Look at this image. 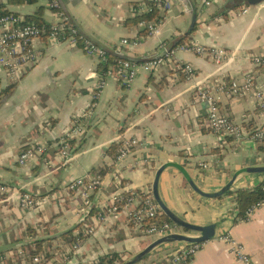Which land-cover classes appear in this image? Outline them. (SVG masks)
<instances>
[{"label":"crops","instance_id":"1","mask_svg":"<svg viewBox=\"0 0 264 264\" xmlns=\"http://www.w3.org/2000/svg\"><path fill=\"white\" fill-rule=\"evenodd\" d=\"M59 1L81 34L117 62L141 64L160 58L163 42L172 47L188 37L194 26L195 32L184 44L222 48L228 57L216 64L211 54L178 52L160 69L140 73L130 85L114 73L108 75L103 92L95 98L102 80L99 59L79 45L38 39L36 46L42 57L33 68L16 82L0 76L2 89L13 87L0 99V183L11 189L9 194H0V251L7 255V264H26V257L38 251L34 241H40L37 254L45 253L47 264H55L72 246L61 235L73 231L77 238L84 225L93 222V217L83 221L81 198L67 190L78 177H101V190L92 196L93 209L98 213L116 192L115 176L124 182L125 190L146 192L152 188L158 169L173 162L183 165L201 190L215 193L240 169L264 166L261 144H255L250 136L243 141L220 137L209 126L208 106L195 100L199 86L217 94L218 84L231 85L251 73L254 85L248 94L240 98L219 94L217 104L221 113L247 133L264 125V102L261 106L256 97L258 90L264 94V65L257 67L252 61L264 53V0H188L190 9L182 0H171L157 36L144 34L134 21L133 7L142 0ZM47 4V0L32 5L0 0L7 11L25 18L41 12L50 25L55 15ZM125 39L131 45H122ZM187 64L194 68V77L184 71ZM112 67L114 64L110 70ZM90 119L89 129L83 124L86 130L81 148L77 150L79 145L75 144L71 158H63L59 141L75 122ZM132 138L139 146L116 167L118 149ZM41 143L48 144L47 152L27 168L20 167V153ZM113 145L118 147L112 152ZM144 159L150 163L139 165ZM199 162L210 168L199 169ZM263 180L264 174L244 173L237 177L232 190L253 189ZM185 183L179 171L167 168L159 182L163 202L188 223L217 225L215 238L205 243L192 264H242L231 253V246L220 239L225 234L243 245L255 264H264V206L251 220L235 223L232 197L206 199ZM23 192H30L41 202L22 209ZM177 232L184 233L181 228ZM156 240L129 225L121 215L97 226L94 235L81 237L78 250L69 251L71 259L66 264H96L114 253L127 261ZM181 246H161L139 264H169L166 259Z\"/></svg>","mask_w":264,"mask_h":264},{"label":"built area","instance_id":"2","mask_svg":"<svg viewBox=\"0 0 264 264\" xmlns=\"http://www.w3.org/2000/svg\"><path fill=\"white\" fill-rule=\"evenodd\" d=\"M146 0L133 7V15L140 16L150 13L153 8H156L161 13H165L170 8L171 0H149L147 5ZM48 8L54 12L55 21L50 24V31L47 36L51 44L69 43L78 45L77 35L79 31L68 25L69 16L61 9L59 0H47ZM164 20V19H163ZM161 21H141L140 27L148 31L149 36H157L160 34V28L163 23ZM26 18L16 14H7L0 16V76L12 82L18 81L27 70L33 68L41 59L42 55L36 46V41L40 39L44 33L35 23H25ZM66 29L70 30V36L64 38ZM84 50L87 54L93 55L99 59V64L107 61V50L96 44L88 37L80 36ZM122 45H131L125 39ZM132 45H137L133 42ZM161 48L163 54L160 58H154L144 61L141 64H136L128 60L118 61L112 70H109L108 75L115 74L117 77L124 80L125 84H132L140 73H148L160 69L167 60L172 59L178 52L192 51L198 55L211 54L216 64H221L227 57V52L222 48L207 49L206 47L192 42L184 44L176 48H171L167 43H162ZM255 66L264 65V53L255 57L253 60ZM111 69V68H110ZM184 71L189 77H194L195 70L187 64ZM106 76V77H107ZM254 85V78L251 73L246 74L241 80H236L227 85L225 82L218 84L217 94L208 89L199 86L195 92V100L199 103L208 106V123L214 133L220 137L234 138L236 141H243L246 136H250L255 144L264 143V125L261 128L247 133L246 129L235 123L228 115L221 113L218 107L220 95H228L233 98H240L248 94ZM105 87V80L102 78L97 86L94 97H99ZM220 94V95H219ZM258 103L262 106L264 94L261 90L256 93ZM89 110V115H90ZM85 126L83 123L75 122L71 129L59 141L61 155L65 159L71 158L72 145L71 141L77 144L85 135ZM74 144V145H75ZM139 141L135 138L125 140L118 149L114 164L119 167L130 155L134 147L139 146ZM47 143L32 145L23 150L19 157L18 163L20 167L27 168L30 164L36 163L48 150ZM149 159H144L139 162V165H147ZM199 169H208L210 165L199 162L196 164ZM116 192L113 193L110 204L102 207L97 213V209H93L92 196L99 193L102 186V179L97 174H87L78 177L71 181L67 186V190L75 192L83 202L84 215L83 221L93 217V222L89 225H84L83 232L77 237V241L72 243L70 250L66 254H62L60 259H57L55 264H66L70 261L69 251L74 253L79 248L81 237H88L95 234L97 226L108 222L109 219H119L124 215L128 224L136 229L141 230L149 236H156L157 239L167 236L172 233H177L178 227L159 220L162 216V211L153 199L152 190L145 193L146 197H141L137 192H129L125 190L120 177L115 176ZM11 192L10 187L0 183V194L5 195ZM41 201L36 200L30 192L20 194V207L22 209H31ZM264 206V200L257 203L252 208L248 209L245 221L251 220L258 209ZM149 221L153 223L148 224ZM82 234V235H81ZM231 246V253L237 261L242 264H255L251 255L246 251L245 247L232 239L228 234L220 237ZM206 243V242H205ZM205 243L182 244L172 256L166 259L169 264H192L195 256L201 251ZM26 264H47V255L45 253L30 254L25 259ZM8 257L4 252L0 251V264H7Z\"/></svg>","mask_w":264,"mask_h":264},{"label":"trees","instance_id":"3","mask_svg":"<svg viewBox=\"0 0 264 264\" xmlns=\"http://www.w3.org/2000/svg\"><path fill=\"white\" fill-rule=\"evenodd\" d=\"M38 0H13V2L18 3V4H35ZM61 9L63 10V7L61 5ZM41 11V10H40ZM64 11V10H63ZM7 14H15L12 12H9L5 9L4 5H0V16L3 15H7ZM17 15V14H16ZM164 19V13H161L159 10H157L156 8H153V10L148 13V14H143L140 16H136L134 18V21L136 22V24H140L141 21H147V22H153V21H161ZM68 25L77 29V27L75 26V24L73 23V21L70 19L69 17V21H68ZM25 23H35L36 25L39 26L40 29H42L44 31L45 34H43L42 37H47L50 31V27L51 25L47 24L43 18L41 17V12L36 13V15L32 16V17H26V22ZM78 30V29H77ZM196 30V26H194L191 29L190 35L193 34ZM79 31V30H78ZM143 32L144 34H147L148 31L147 29L143 28ZM189 35V36H190ZM68 36H70V30L66 29L65 31V36L64 38H67ZM80 36H83L81 34V32L79 31V34L77 35L78 38V45L82 48H84L82 40L80 39ZM188 36V37H189ZM188 37H183V39L178 40L177 43H175L171 48H176L179 47L181 45H184V42L188 39ZM107 61L106 62H102L99 65V71L102 75V78H105L107 76V73L109 72L111 66L117 63V59H115V57L111 56L109 53H107ZM13 87H8L6 89H2L0 87V99L2 96H6L7 94H9L12 91ZM83 121V122H82ZM81 123H83L84 125L87 126V129H89L91 127V122L92 120L90 119L89 122L81 120ZM85 141V137H83L81 139V141H79L77 144L79 145L77 147V150H79L81 148V146L83 145ZM70 144L72 146H74L75 142L71 141ZM261 150L264 151V143L261 144ZM118 146L113 145L111 148V151L113 152L114 150L117 149ZM122 183H124L122 181ZM185 185H187V183H185ZM151 191V190H150ZM142 198L146 197L145 193L143 192H137ZM226 196H230L232 197L233 201L235 202V209H236V213H235V217H234V222L237 223L239 221H245V219L247 218L246 213L248 211V209L252 208L253 206H255L257 203L262 202L264 200V180L261 181L259 183L258 186H256L253 189H235V190H230ZM159 220L161 222H168L173 224L170 219H168L166 216L162 215L160 216ZM153 223L152 221H149L148 224ZM174 225V224H173ZM179 229V227H178ZM73 231H69L66 232L64 234L61 235V238L64 240V242H68V243H74L77 241L76 237H73ZM35 245H38V251H34L31 254H37L39 251H41V247H39V243L40 241H34ZM169 246H175V244L169 245ZM125 262V259L123 258L122 255L114 253L111 255H107L105 257H102L96 264H122Z\"/></svg>","mask_w":264,"mask_h":264},{"label":"water","instance_id":"4","mask_svg":"<svg viewBox=\"0 0 264 264\" xmlns=\"http://www.w3.org/2000/svg\"><path fill=\"white\" fill-rule=\"evenodd\" d=\"M184 4L190 9L188 0H182ZM262 0H252V3H258ZM167 168H174L179 171L184 179L189 184L190 188L206 199H218L222 198L223 196L227 195V193L232 190L234 182L236 181L237 177L241 174L248 173V174H264V166H257V167H246L240 169L235 173L232 180L223 187L220 191L215 193H207L201 190L198 185L193 180L189 171L183 166L177 163H166L162 167H160L156 173L155 180L152 185V196L156 204L159 206L162 214L166 216L170 221L177 227L181 228L184 233H172L167 236L161 237L151 243L148 247H146L143 251L132 257L131 259L125 261L122 264H139L146 260L150 254L154 252L157 248L164 246V245H172V244H193V243H205L213 240L216 236V229L217 225H209V226H198L188 223L178 215H176L173 211H171L167 205L161 199L159 193V182L161 175ZM186 232V233H185ZM190 233V234H188Z\"/></svg>","mask_w":264,"mask_h":264},{"label":"rangeland","instance_id":"5","mask_svg":"<svg viewBox=\"0 0 264 264\" xmlns=\"http://www.w3.org/2000/svg\"><path fill=\"white\" fill-rule=\"evenodd\" d=\"M188 234H190V233H188ZM152 237H154V238H155L156 236H152Z\"/></svg>","mask_w":264,"mask_h":264}]
</instances>
